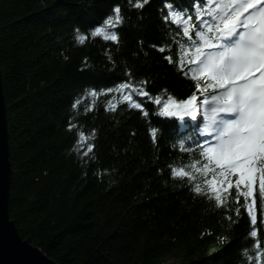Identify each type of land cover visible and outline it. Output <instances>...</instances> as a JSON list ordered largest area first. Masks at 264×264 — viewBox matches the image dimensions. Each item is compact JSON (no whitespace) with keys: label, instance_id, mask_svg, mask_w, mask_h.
Listing matches in <instances>:
<instances>
[{"label":"trees","instance_id":"obj_1","mask_svg":"<svg viewBox=\"0 0 264 264\" xmlns=\"http://www.w3.org/2000/svg\"><path fill=\"white\" fill-rule=\"evenodd\" d=\"M116 5L125 18L116 29L119 44L89 35L77 45L74 29L88 32ZM163 8L164 0H150L142 10L128 0H0L8 212L22 239L57 264H248L245 249L257 264L250 220L243 208L236 216L234 194L231 211L216 209L214 201L194 197L187 181L171 179L168 165L198 157L173 147L169 132L177 121L158 117L153 103L135 95L149 115L116 93L72 107L89 88L128 80V71L135 83L147 80L153 96L162 89L178 98L195 91L164 59L169 53L152 47L165 43ZM70 121L78 126L72 131ZM153 126L164 129L156 144ZM79 131L95 132L94 159L73 151ZM258 239L264 249V225Z\"/></svg>","mask_w":264,"mask_h":264},{"label":"snow or ice","instance_id":"obj_2","mask_svg":"<svg viewBox=\"0 0 264 264\" xmlns=\"http://www.w3.org/2000/svg\"><path fill=\"white\" fill-rule=\"evenodd\" d=\"M128 3L142 10L150 0ZM161 13L168 29L165 43L152 47L169 53L164 59L194 82L195 91L186 98H178L167 89L153 96L147 90L148 81L135 83L128 71V80L99 91L89 88L72 107L75 110L89 98L94 102L100 95L116 93L130 109L149 115L145 105L133 99L135 95L153 103L158 117L177 121L178 127L169 132L176 141L173 147L178 146L183 153H198V157L188 163L168 165L171 179L187 181L194 197L214 201L216 209L231 211L228 205L234 194L235 214L239 217L241 208L247 213L251 226L248 235L255 241V260L264 264V249L258 239L260 226L264 225V0H190L188 6L164 0ZM124 22L121 6L116 5L102 24L88 32L75 28V42L82 46L90 35L118 45L120 35L116 29ZM173 47L177 49L175 57L171 54ZM107 58L112 62L110 55ZM113 100L108 104L115 111L117 104ZM90 110L92 105L86 107V111ZM198 118H202L198 126L186 123L197 122ZM77 127L70 121L68 130ZM163 132L151 127L154 144ZM77 135L73 151L82 159H94V144L89 141L95 132L89 136L79 131ZM226 219L235 222L231 216ZM242 254L252 264L253 256L248 250Z\"/></svg>","mask_w":264,"mask_h":264},{"label":"water","instance_id":"obj_3","mask_svg":"<svg viewBox=\"0 0 264 264\" xmlns=\"http://www.w3.org/2000/svg\"><path fill=\"white\" fill-rule=\"evenodd\" d=\"M8 131L0 72V264H57L38 247L23 240L10 219L8 202L11 185Z\"/></svg>","mask_w":264,"mask_h":264}]
</instances>
